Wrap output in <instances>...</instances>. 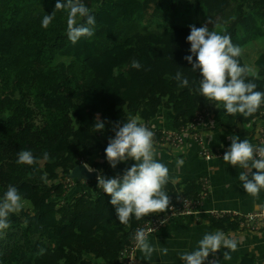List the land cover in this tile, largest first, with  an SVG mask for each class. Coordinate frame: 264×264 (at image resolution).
Returning <instances> with one entry per match:
<instances>
[{
  "label": "trees",
  "instance_id": "16d2710c",
  "mask_svg": "<svg viewBox=\"0 0 264 264\" xmlns=\"http://www.w3.org/2000/svg\"><path fill=\"white\" fill-rule=\"evenodd\" d=\"M56 2L0 0V198L13 185L24 201L0 234V264H122L119 254L131 233L168 210L125 227L97 180L85 183L84 192V183L73 180L66 193L68 173L87 164L112 178L104 150L117 122L136 117L146 124L165 112L172 131H179L214 109L196 91L199 70L192 72L183 59L191 54L189 25L209 20L210 30L229 34L242 49L248 79L264 91V0H93L94 35L75 45L67 38V9L55 12L48 29L41 27ZM133 60L140 70L131 67ZM177 71L188 87H179ZM97 118L103 131L94 129ZM21 150L32 151L36 163L17 164ZM45 173L47 182L40 179ZM166 191L171 205L197 203L204 192L202 182L171 178ZM242 221L228 215L211 226L232 232Z\"/></svg>",
  "mask_w": 264,
  "mask_h": 264
},
{
  "label": "clouds",
  "instance_id": "9594fccd",
  "mask_svg": "<svg viewBox=\"0 0 264 264\" xmlns=\"http://www.w3.org/2000/svg\"><path fill=\"white\" fill-rule=\"evenodd\" d=\"M64 9H67V38L73 45L82 38L93 37L96 20L82 0H57L53 13L42 18L41 27L48 29L55 12ZM210 23L208 20L200 27L189 25L190 34L186 37L191 54L183 59L191 65L192 72L199 70L202 77L196 91L217 109L222 107L227 115L251 117L264 105V91H257V84L248 79L250 70L246 65L242 66L239 60L242 55L241 47L231 42L229 34L222 35L210 30ZM131 67L140 70L142 65L133 60ZM174 79L180 88L189 85L188 78L181 71L176 72ZM104 127V122L97 118L95 131H103ZM154 128L155 125L150 128L140 123L136 117H129L122 125L117 122L112 128L114 138L108 140L104 150L106 161L113 169L129 159L135 162L124 170L122 176L106 178L98 174L96 178L97 187L110 196L109 202L115 208L116 218L125 227L129 226L132 219L139 221L152 214L165 213L172 207L171 198L166 191L170 171L157 159L159 153L154 146ZM229 139L231 144L224 152L222 160L227 166L244 170L238 176L244 191L253 200L259 199L260 192L264 191V146L254 145L248 139L240 140L235 135L229 136ZM36 159L32 151L21 150L16 163L32 166ZM42 159L49 161V153L45 151ZM183 164V159L176 161L177 168ZM84 167L89 172L93 171L87 164ZM40 179L47 182V174ZM23 208L24 201L19 190L9 185L0 198V234L10 227V214H18ZM165 222L166 220L161 221ZM132 239L146 260H150L157 251L161 255L168 254L167 247L157 249L149 242L148 233L144 229L137 230ZM221 248L227 249L223 259L230 260V253L238 250V241L217 230L204 234L197 242L195 250L181 253L179 258L184 264H205L209 255H214ZM44 252V249H40L38 255H43Z\"/></svg>",
  "mask_w": 264,
  "mask_h": 264
},
{
  "label": "crops",
  "instance_id": "0c3cea01",
  "mask_svg": "<svg viewBox=\"0 0 264 264\" xmlns=\"http://www.w3.org/2000/svg\"><path fill=\"white\" fill-rule=\"evenodd\" d=\"M260 1V0H254ZM259 114L245 122L238 121V117L227 115L224 109L216 108L204 111L205 134L202 136L204 146L215 152L222 148H229L231 141L229 136L235 135L240 140L248 139L250 143L258 145L264 142V105ZM217 110V114L213 111ZM146 125L156 132L172 131L170 119L165 112L156 117H149ZM189 126V125H188ZM161 137L154 140H159ZM157 159L164 163L170 171V178L174 181L192 180L208 184L207 195L204 196L197 210L199 214L193 218H174L160 231L150 236L149 242L157 249L167 247L168 254L161 255L154 252L150 260H146L137 249L135 254L136 264H184L179 255L196 249L197 242L206 233H214L211 224L219 216H242L264 207V191L259 194V199L253 200L243 189L238 179L241 170L233 166H227L222 158L212 156L205 160L198 155V146L188 139L178 149L160 150ZM214 154V153H212ZM183 159L182 167H176V161ZM135 162L129 159L119 163L115 169L110 167L112 177L123 174L124 170ZM255 172V169H253ZM87 184H84L85 186ZM227 237L238 241V250L230 253L231 259L224 260L223 254L227 249L221 248L214 255L210 254L205 264H239L241 259H252L254 264H264V230L259 232L228 231Z\"/></svg>",
  "mask_w": 264,
  "mask_h": 264
},
{
  "label": "built area",
  "instance_id": "2783aa9c",
  "mask_svg": "<svg viewBox=\"0 0 264 264\" xmlns=\"http://www.w3.org/2000/svg\"><path fill=\"white\" fill-rule=\"evenodd\" d=\"M205 134V115L200 114L189 126L179 130V131H168L162 132L161 138L159 140H154V146L160 150L178 149L180 146L184 145V140L188 139L198 146V155L203 157L205 160L212 159V156L222 158L224 152L228 149L222 148L213 152L207 149L203 142L202 136ZM257 146H264V142H260ZM212 152L214 154H212ZM82 165V164H81ZM85 184V183H84ZM203 184V195L201 196V201L208 192V184ZM75 187V183L71 180L66 179L64 182V191L69 193ZM201 201L197 203L189 201H180L177 205H172V207L167 211L166 215L158 218H154L151 222L138 227L135 231L131 233V238L135 232L139 229H144L148 233V238L162 228H164L170 220L174 218H193L199 214L197 210ZM224 216H219L221 219ZM162 220H166L165 223H161ZM240 231L246 232H259L264 230V207L256 211L250 212L243 217V221L239 225ZM137 248L135 247V241L131 239L130 244L126 246L119 254V261L122 264H134L135 262V252Z\"/></svg>",
  "mask_w": 264,
  "mask_h": 264
},
{
  "label": "water",
  "instance_id": "95a60500",
  "mask_svg": "<svg viewBox=\"0 0 264 264\" xmlns=\"http://www.w3.org/2000/svg\"><path fill=\"white\" fill-rule=\"evenodd\" d=\"M84 166L85 165H79L73 170H71L67 175V179L72 181L75 180L77 182H83V183H88L97 180L96 178L98 172L95 170L89 172Z\"/></svg>",
  "mask_w": 264,
  "mask_h": 264
},
{
  "label": "rangeland",
  "instance_id": "374dc122",
  "mask_svg": "<svg viewBox=\"0 0 264 264\" xmlns=\"http://www.w3.org/2000/svg\"><path fill=\"white\" fill-rule=\"evenodd\" d=\"M82 2L85 4L86 7H88L90 9V11L93 10V9H96V7H95V5L93 3V0H82ZM88 188H89V186L85 185V186H82L79 190L82 191V192L89 191ZM136 252H135V254H136ZM134 264H136V263L134 262Z\"/></svg>",
  "mask_w": 264,
  "mask_h": 264
}]
</instances>
